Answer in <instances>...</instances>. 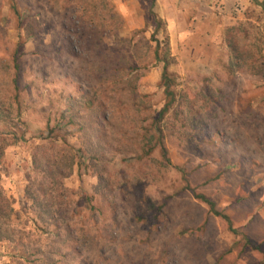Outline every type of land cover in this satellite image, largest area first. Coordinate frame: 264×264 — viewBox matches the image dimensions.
<instances>
[{
  "label": "rangeland",
  "instance_id": "374dc122",
  "mask_svg": "<svg viewBox=\"0 0 264 264\" xmlns=\"http://www.w3.org/2000/svg\"><path fill=\"white\" fill-rule=\"evenodd\" d=\"M246 1L156 0L183 102L182 115L164 125L170 164L159 151L140 158L130 143L102 140L97 169L78 159L65 181L75 193L76 215L65 222L70 230L60 239L37 230L25 199L12 222L23 242L0 243V264H29L10 259L26 250L36 253L29 257L36 264L46 257L53 264H264V13ZM148 10L146 0H0V105L22 135L6 150L5 187L20 175L16 183L25 194L28 177L36 178L32 154L40 136L68 116L74 100L106 97L97 86L103 71L142 63L139 91L152 112L163 107V64L153 52L165 36L146 27ZM234 13L242 18L232 19ZM233 26L242 30L239 58L226 42ZM119 114L124 126L110 133L124 127L132 136L133 124L139 132L149 120L147 112L135 113L133 97ZM65 131L77 150L85 145L87 135L77 127ZM0 133L11 139L13 131L0 123ZM87 133L99 143L97 133ZM97 170L108 188L89 201ZM195 194L215 202L237 233Z\"/></svg>",
  "mask_w": 264,
  "mask_h": 264
},
{
  "label": "trees",
  "instance_id": "16d2710c",
  "mask_svg": "<svg viewBox=\"0 0 264 264\" xmlns=\"http://www.w3.org/2000/svg\"><path fill=\"white\" fill-rule=\"evenodd\" d=\"M149 2V10L147 12L146 27L155 25V33H164V42L156 40V46L153 52V59L163 64L160 88L164 93V105L159 111L152 112L146 102L148 96L141 94L139 91L140 82L144 78V73L140 70L142 63H133L131 66L126 65L119 67L116 70L110 68L108 71H103L102 76L97 77V84L106 97L99 100L83 99L69 107L68 116H63L62 120L56 125L47 126V133L40 136L41 143L35 146L32 154V172L37 178L28 177V184L25 187V199L31 203L32 211L35 215L34 224L37 230H44L48 236L60 239L62 230H70L71 225L67 219L75 217V201L73 197L75 193L70 191L65 181L69 179L73 173L75 166L78 165V159L86 160L89 167L96 168L103 161L104 155L101 151L102 140L111 139L113 142H122L134 147L135 154L140 158H151V156L159 151L162 161L165 164H170L168 158V150L166 147V136L164 133V125H166L170 115H182L183 102L182 91H178L180 86V77L170 68L176 63L175 57L172 55L170 48V39L167 33L166 22L161 19L155 12L156 0H146ZM251 6H257L264 13V0H249ZM12 9L17 12L16 5L13 3ZM241 29L233 26L226 30V42L230 52L234 58H239L241 52ZM117 41H125L119 35ZM20 46V45H19ZM18 69V65L16 66ZM230 72H234L235 65L231 64L227 68ZM104 77V79H102ZM16 82V81H15ZM133 97V105L136 114L147 112L146 125H141L139 132H136V125L133 124V134L129 135L123 128L119 131L110 133V129L119 126H124L123 116L120 111L126 110L129 105V99ZM76 104L85 110H91L92 115L88 118L84 117L81 110L76 109ZM108 108H112V113L107 112ZM83 120V121H82ZM12 119L10 110L4 109L0 105V123L7 129L13 131L11 139H8L9 134L0 133V243H17L21 244L22 239L16 237V231L13 228V218L17 216L13 205L14 201L7 197L2 186V166L6 157V150L20 141L22 135L15 131L12 127ZM67 126H75L82 133L84 132L86 142L83 147L77 150L69 142V137L65 131ZM110 128V129H109ZM91 129L97 133L98 144L93 143L91 135L87 130ZM136 148V149H135ZM98 186L94 193L88 196L89 201H94L95 196H100L107 190V184L104 174L97 170ZM39 178V179H38ZM188 185V179L185 178ZM195 198L206 204L210 211L217 217L224 219L229 227V230L234 234L237 230L234 229L230 218L216 208L215 202L203 194H195ZM92 209H94L92 207ZM42 226V227H41ZM246 244L252 250L261 251L259 244L253 243L250 239H246ZM19 254L14 253L10 256L13 261L36 264L38 261L30 260L29 257L35 256L36 253ZM26 255V256H25ZM43 264H53L51 258L46 257L41 261Z\"/></svg>",
  "mask_w": 264,
  "mask_h": 264
},
{
  "label": "crops",
  "instance_id": "0c3cea01",
  "mask_svg": "<svg viewBox=\"0 0 264 264\" xmlns=\"http://www.w3.org/2000/svg\"><path fill=\"white\" fill-rule=\"evenodd\" d=\"M223 1H225V0H223ZM234 2L235 3L239 2L237 4L243 3L245 6L248 4L246 0H233V3ZM236 18L241 19L242 16H240V14L234 13V16L232 19H236ZM9 158L10 157L8 156V154H6V160L8 162H10ZM16 180H17L16 182L19 181L22 183V181H21L22 179H21L20 175L17 176ZM2 181H3L2 186L5 190L7 197L14 201L13 207H14L15 211L19 210L22 203L27 202V201H25L24 186H21V188H18L19 183L13 182L12 184H8L7 187H5L4 180H2Z\"/></svg>",
  "mask_w": 264,
  "mask_h": 264
}]
</instances>
